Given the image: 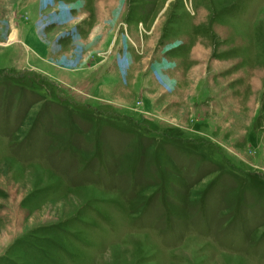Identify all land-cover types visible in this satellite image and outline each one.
Here are the masks:
<instances>
[{
    "label": "rangeland",
    "instance_id": "obj_1",
    "mask_svg": "<svg viewBox=\"0 0 264 264\" xmlns=\"http://www.w3.org/2000/svg\"><path fill=\"white\" fill-rule=\"evenodd\" d=\"M0 264H264V0H0Z\"/></svg>",
    "mask_w": 264,
    "mask_h": 264
}]
</instances>
